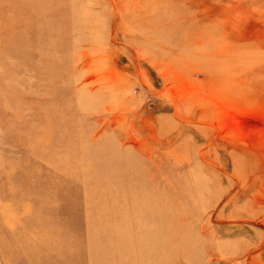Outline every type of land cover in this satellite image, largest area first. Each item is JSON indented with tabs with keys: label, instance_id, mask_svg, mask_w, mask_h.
<instances>
[{
	"label": "rangeland",
	"instance_id": "1",
	"mask_svg": "<svg viewBox=\"0 0 264 264\" xmlns=\"http://www.w3.org/2000/svg\"><path fill=\"white\" fill-rule=\"evenodd\" d=\"M114 263L264 264V0H0V264Z\"/></svg>",
	"mask_w": 264,
	"mask_h": 264
},
{
	"label": "bare ground",
	"instance_id": "2",
	"mask_svg": "<svg viewBox=\"0 0 264 264\" xmlns=\"http://www.w3.org/2000/svg\"><path fill=\"white\" fill-rule=\"evenodd\" d=\"M34 140H35V138H34ZM40 140H41V138L39 139V140H37V141H39L40 142ZM41 144H42V142H41ZM135 172V171H134ZM129 174H130V172H129ZM128 174V175H129ZM76 175V174H75ZM115 175V174H114ZM138 175V174H137ZM121 176L122 175H120V174H116L115 176H113V178H115V179H118L119 178V181H121V184H122V186H124V185H126V188L128 189V190H134V189H136V185L138 186V184L136 183H130L131 181L132 182H135L134 181V179H133V177H132V175L131 176H127V177H122L121 178ZM97 178V177H96ZM136 178V177H135ZM108 180V179H107ZM131 180V181H130ZM142 183V182H141ZM90 187V186H89ZM125 188V189H126ZM123 189V188H122ZM132 190V191H133ZM143 191V190H142ZM126 193V192H125ZM144 193V192H143ZM143 193H141V194H143ZM147 193V192H146ZM136 194V193H135ZM129 195V194H128ZM127 195V196H128ZM137 195V194H136ZM106 196V195H105ZM134 196V195H133ZM143 197V196H142ZM150 197V196H149ZM148 197V198H149ZM92 198V197H91ZM97 198V197H96ZM112 198H113V196H112ZM144 198V197H143ZM106 199H108V198H106ZM115 199H117V198H115ZM123 199V198H122ZM124 199H126V198H124ZM145 199V198H144ZM147 199V198H146ZM105 200V199H104ZM131 200V199H130ZM108 201V200H107ZM109 201H111V200H109ZM127 201H128V199H127ZM116 202V201H115ZM125 202H126V200H125ZM153 202V201H152ZM103 203V202H102ZM155 204V203H154ZM156 204H158V203H156ZM103 205V204H102ZM89 206V205H88ZM111 206V205H110ZM129 206V205H128ZM131 209V208H130ZM137 209V208H136ZM140 209V208H139ZM114 210V209H113ZM124 210H125V208H124ZM88 211V210H87ZM101 211V210H100ZM138 211V210H137ZM149 211V210H148ZM171 211V210H170ZM115 212V211H114ZM124 212V211H123ZM142 212V211H141ZM116 213V212H115ZM143 213V212H142ZM141 213V214H142ZM124 214H125V212H124ZM123 214V215H124ZM128 214V213H127ZM96 215V214H95ZM126 215V214H125ZM129 215V214H128ZM97 216V215H96ZM95 216V217H96ZM119 217H120V215H119ZM140 217V216H139ZM122 218V217H121ZM125 218H126V216H125ZM157 218V217H156ZM144 220H145V218H144ZM109 222V221H108ZM107 222V223H108ZM136 222V221H135ZM144 222V221H143ZM146 222V221H145ZM109 223H111V222H109ZM148 223V222H147ZM105 224V223H104ZM102 225V224H101ZM132 225V224H131ZM144 225V224H143ZM147 225V224H146ZM136 227V226H135ZM148 227V226H147ZM144 228H146V227H144ZM170 229V228H169ZM176 229H177V227H176ZM150 230V229H149ZM182 230V229H181ZM94 231V230H93ZM176 231V230H175ZM146 232V231H145ZM182 232V231H181ZM121 233V232H120ZM127 233H129V232H127ZM142 233V232H141ZM149 233V232H148ZM185 234V233H184ZM184 234L183 235H180L178 232H174V233H172V231H171V234H170V236H169V241H167L166 243H165V245L168 247V246H174L175 248H178L177 247V243H176V240H179V245H181L184 249H186V235L184 236ZM124 235V234H123ZM152 236V235H151ZM133 237V236H132ZM129 238V237H128ZM142 237H140V239H141ZM130 239V238H129ZM128 239V240H129ZM134 240V239H133ZM138 242V241H137ZM163 242V241H162ZM159 243L160 242H158V240L157 239H154V240H152V245H153V247H156L157 248V246L159 245ZM142 244V243H141ZM161 244H163V243H161ZM141 246V245H140ZM145 246V245H144ZM164 246V245H163ZM188 246V245H187ZM145 248V247H144ZM147 248V247H146ZM135 249V248H134ZM143 249V248H142ZM162 249V248H161ZM167 249V248H166ZM182 249V248H181ZM156 250V249H155ZM164 250V249H163ZM169 250V249H168ZM148 251V250H147ZM187 250H185V252H186ZM189 251V250H188ZM141 252H143V251H141ZM158 252V251H157ZM115 253H117V252H115ZM120 253V252H119ZM138 253V252H137ZM148 253V252H147ZM169 253V252H168ZM177 253H178V250H177ZM186 253H188V252H186ZM114 254V253H113ZM174 254V253H173ZM172 254V255H173ZM156 256V255H155ZM164 257V256H163ZM116 258V257H115ZM169 259V258H168ZM150 261V260H149ZM115 264V263H114Z\"/></svg>",
	"mask_w": 264,
	"mask_h": 264
}]
</instances>
